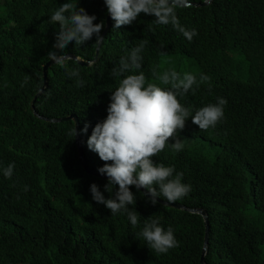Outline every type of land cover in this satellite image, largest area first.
<instances>
[{
  "label": "trees",
  "instance_id": "obj_1",
  "mask_svg": "<svg viewBox=\"0 0 264 264\" xmlns=\"http://www.w3.org/2000/svg\"><path fill=\"white\" fill-rule=\"evenodd\" d=\"M172 1L191 3L174 5L176 27L156 25L155 17L144 13L119 29L111 19L96 63L68 59V69H78L85 86L77 87L76 78L54 64L35 102L50 51L92 62L98 44L93 36L83 45L54 48L59 25L49 16L69 0H0V264H203L207 224L202 215L153 205L135 186L130 190L136 202L129 207L137 212V226L125 213L112 215L93 200L90 185L95 183L105 198L113 197L118 185L109 193L108 180L83 167L76 136L69 135L75 122H47L35 113L50 119L75 114L83 156L98 171L105 162L87 139L107 117L111 92L123 79L110 75L113 67L141 40L147 44L136 74L142 71L148 81L170 88L153 70L170 71L175 57L200 66L198 82L201 74L209 78L178 97L193 115L219 97L227 100L214 128L201 131L189 117L175 137L183 140V149L175 152L170 138L152 158L183 173L182 182L191 186L187 196L172 203L208 212V264H264V0H213L206 6V0ZM71 2L95 15L94 23L103 21L102 36L109 15L105 0ZM181 28L197 35L188 40ZM85 124L87 133H80ZM10 163L14 171L8 179L2 169ZM150 216L165 230L171 226L177 247L157 253L137 235Z\"/></svg>",
  "mask_w": 264,
  "mask_h": 264
},
{
  "label": "clouds",
  "instance_id": "obj_2",
  "mask_svg": "<svg viewBox=\"0 0 264 264\" xmlns=\"http://www.w3.org/2000/svg\"><path fill=\"white\" fill-rule=\"evenodd\" d=\"M77 4L71 0L64 2L49 16L50 23L59 25L54 48L64 50L70 42L83 45L93 36L99 44L105 38L101 36L103 21L94 23L96 16L88 14L83 7L78 8ZM105 4L114 21V29L131 25L141 13L154 16L153 23L156 25H178L172 0H105ZM151 27L149 25V30ZM180 30L188 40L197 35L195 29ZM146 44V40H141L130 53L119 59L118 66L113 67L110 75L123 76V79L111 92L107 117L96 123L87 139L88 148L105 162L98 168V172L108 178L105 190L111 193L113 186L118 185L115 195L105 198L99 187L95 183L91 184L93 200L105 205L112 215L125 213L134 228L139 218L137 212L129 207L136 202L130 186H135L137 190L145 189L153 205L158 202L157 197H163L170 203L187 196L191 186L182 182L183 173L175 172L174 167L154 162L152 158L165 149L170 138L176 137L177 131L185 127L189 117L201 131L214 128L223 119L224 106L227 104L225 98L219 97L216 103L200 107L193 115L191 109L182 105L178 97L185 96L189 90L194 91L193 85L199 87V83L207 81L209 78L206 75L201 74L198 82L192 73L186 72L181 77L174 69L165 71L162 75H157L153 70V76L157 80L164 85H171L170 88H162L157 83L148 81L142 71L136 74V70L142 67L141 52ZM48 55L49 59L66 70L69 77L76 78L77 87L85 86L79 70L68 69L69 56L56 51H50ZM128 72L133 74L124 76ZM24 83H27V78ZM87 131L88 125L85 124L80 133ZM69 135H78L76 126ZM183 147L179 138L171 143L175 152H180ZM2 171L5 178L11 179L14 164L10 163ZM154 185H158L159 190ZM137 235L157 253H167L178 246L171 226L165 230L159 218L150 216L145 219L144 226Z\"/></svg>",
  "mask_w": 264,
  "mask_h": 264
},
{
  "label": "water",
  "instance_id": "obj_3",
  "mask_svg": "<svg viewBox=\"0 0 264 264\" xmlns=\"http://www.w3.org/2000/svg\"><path fill=\"white\" fill-rule=\"evenodd\" d=\"M172 2H173L174 5H178V6H189V5H191L189 3H175V1H172ZM212 3H213V0H206L205 3H203V5L206 6V5H210ZM110 23H111V17H110V14H109L108 15L106 29H105L104 33H102V36L103 37H105V35L107 34V32H108V30L110 28ZM101 42L97 46L96 58L92 62L80 60V58H78L77 56H75L73 54H68L66 56H69L70 59H73L75 61H78V63H80L81 65L90 66L93 63H96L98 61V56H99L100 48H101ZM54 64H56V63H54L53 60H50L44 66V68H43V73H44V87L42 88V91H40L38 93V95L36 96L35 102L38 100V97H40L44 93V91L46 90V88L48 86V81H47V79H48V70ZM34 105H35V103H34ZM35 113H36L37 117H39L40 119H42L44 121H47V122H52V123L73 120L75 122V126H76V129H77V132H78V135L76 136V140H77L78 150H79L80 155H81V162H82L83 167L89 173L95 174L96 177L104 178V179H107L108 180V178H107L106 175H102L98 171H96L95 169H92L91 167L88 166V163H87L86 159L84 158L83 152H82V142H81V138H80V135H79V126H80V123H79L78 117L75 114H72V115L67 116V117L50 119V118H46L44 116L38 115V113L36 111H35ZM139 191L142 192L147 198H149V196L146 194V190L145 189L141 188V189H139ZM157 201H158V203H161L164 206L171 207V208H175V209L182 210V211H188V212L195 213V214H199V215H202L204 217V219L206 221V224H207V235H206V239H205V248H204L202 262H203V264H208L206 257H207L208 252H209L210 232H211V224H210V218H209L208 212L206 210H204V209H198V208H193L192 209V208H188V207H186V206H184L182 204H177V203H172V202L169 203V202L163 201V200H161L159 198H157Z\"/></svg>",
  "mask_w": 264,
  "mask_h": 264
},
{
  "label": "rangeland",
  "instance_id": "obj_4",
  "mask_svg": "<svg viewBox=\"0 0 264 264\" xmlns=\"http://www.w3.org/2000/svg\"><path fill=\"white\" fill-rule=\"evenodd\" d=\"M239 54V53H238ZM237 60L239 61L238 63L243 66L248 68L249 64L245 60V58L239 57V55H236ZM176 70L181 74V77L183 76L184 73H192L194 75H198L201 72L200 66L197 65V63L193 59H188L185 57H175L172 62H171V67L170 70ZM165 72V71H164ZM183 143V140H181Z\"/></svg>",
  "mask_w": 264,
  "mask_h": 264
}]
</instances>
